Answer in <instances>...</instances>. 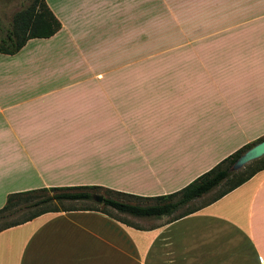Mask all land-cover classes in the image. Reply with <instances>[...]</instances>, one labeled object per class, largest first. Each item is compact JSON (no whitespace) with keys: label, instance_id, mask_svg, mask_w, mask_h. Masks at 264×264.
I'll return each mask as SVG.
<instances>
[{"label":"crops","instance_id":"obj_1","mask_svg":"<svg viewBox=\"0 0 264 264\" xmlns=\"http://www.w3.org/2000/svg\"><path fill=\"white\" fill-rule=\"evenodd\" d=\"M44 2L60 30L0 53V209L42 188L172 194L238 149L222 130L230 75L207 57L142 58L141 48L173 30L230 29L215 20L264 14V0ZM121 57H136L133 68H109ZM213 199L170 223L46 213L0 232V264H264V170Z\"/></svg>","mask_w":264,"mask_h":264},{"label":"rangeland","instance_id":"obj_2","mask_svg":"<svg viewBox=\"0 0 264 264\" xmlns=\"http://www.w3.org/2000/svg\"><path fill=\"white\" fill-rule=\"evenodd\" d=\"M33 2L34 0H0V42L11 29L14 16L30 7ZM251 9H260V7ZM222 18L215 21L230 24V29L173 30L167 43L158 44L154 47H142L141 56L142 58L207 57L211 61L206 62V64L211 65L212 69L221 70L230 75V79L227 78L226 80H231V85H234L232 86V91H234L231 94L233 107L221 112L222 130L229 131L231 137H235L237 145H240L236 150L238 151L246 145H254L264 140V14L242 12L227 15L225 20ZM149 50L151 56H148ZM154 52L155 54H153ZM133 58L136 57H121L118 66L113 61L110 63L109 68L132 69ZM143 64H148V62H142ZM157 64L165 65L167 63L157 62ZM168 64L176 63L171 62ZM93 81L87 84H100L99 78L93 79ZM99 134V127L92 132L93 136H98L97 139ZM255 167L257 165L253 164L252 169ZM248 171L242 168L238 170L239 174L237 175L238 177H244L248 174ZM236 179L233 176L228 181H224L206 198L190 203L181 208L177 214L196 209L210 199L217 197L220 193L229 189ZM107 191L109 190L101 188V190H93L91 193L93 196L109 197L123 201L129 200ZM57 207L101 208V204L92 199L89 202H64L62 206L58 205ZM106 210L114 217L124 220L131 219L129 216L119 214L110 208H106ZM23 215L25 216L26 212H20L11 219Z\"/></svg>","mask_w":264,"mask_h":264},{"label":"trees","instance_id":"obj_3","mask_svg":"<svg viewBox=\"0 0 264 264\" xmlns=\"http://www.w3.org/2000/svg\"><path fill=\"white\" fill-rule=\"evenodd\" d=\"M60 28V22L49 10L44 0H34L30 7L18 12L14 16L11 29L6 34L5 38L0 42V53L5 55H14L20 51L28 40L36 38H50L54 36ZM254 145L244 146L242 149H239L232 155L222 160L210 171L199 176L180 191L168 195L140 197L109 190L107 192L114 193L115 195L125 197L129 200L123 201L103 197L101 208L95 207L75 209L71 207L58 208L57 206H62L64 202L92 201L93 194L91 191L101 190V187L79 186L42 188L38 190L10 194L7 196L4 206L0 209V222L2 223L0 225V232L24 224L46 213L78 210L96 211L111 216L106 208H110L119 214L134 218L167 217V223L176 221L199 210V208H196L177 214L181 208L212 192L224 181H228L233 176L237 178L229 189L220 193L213 200H217L225 196L247 182L258 172L263 171L264 157L246 165L244 170L249 171L244 177H238V171H230L233 164ZM253 164L257 165V167L252 169ZM20 212H26V215L11 219ZM123 222L127 223L125 220Z\"/></svg>","mask_w":264,"mask_h":264},{"label":"water","instance_id":"obj_4","mask_svg":"<svg viewBox=\"0 0 264 264\" xmlns=\"http://www.w3.org/2000/svg\"><path fill=\"white\" fill-rule=\"evenodd\" d=\"M264 157V140L247 150L231 167L230 171L236 172L244 168L247 164ZM93 200L101 204L102 196H93Z\"/></svg>","mask_w":264,"mask_h":264}]
</instances>
